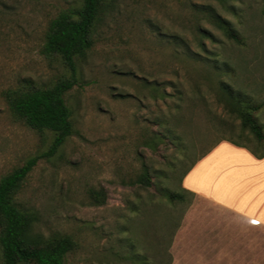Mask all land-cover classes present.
<instances>
[{
    "label": "rangeland",
    "instance_id": "374dc122",
    "mask_svg": "<svg viewBox=\"0 0 264 264\" xmlns=\"http://www.w3.org/2000/svg\"><path fill=\"white\" fill-rule=\"evenodd\" d=\"M78 2L0 0V178L38 158L19 195L39 214L36 231L76 240L66 264H264V228L182 188L186 169L218 143L247 144L229 94L264 125V0H120L77 62L65 95L74 131L48 157L51 133L15 119L3 93L70 75L41 49L49 22ZM211 11L246 44L225 38ZM200 28L215 36L204 43L217 69L176 39L198 50ZM167 129L182 140H159ZM145 172L149 186L138 183ZM102 189L106 204L95 205L90 192Z\"/></svg>",
    "mask_w": 264,
    "mask_h": 264
},
{
    "label": "trees",
    "instance_id": "16d2710c",
    "mask_svg": "<svg viewBox=\"0 0 264 264\" xmlns=\"http://www.w3.org/2000/svg\"><path fill=\"white\" fill-rule=\"evenodd\" d=\"M119 2L120 0H79L76 5L60 11L49 22L41 53L63 64L70 75L43 87L25 81L3 93L15 119L38 133H51L52 142L46 153L48 157L55 155L74 131L65 95L77 83V62L92 49L97 27L115 11ZM210 16L211 23L225 38L238 45L246 44L245 38L230 20L213 11ZM198 33V50H192L183 37L176 39L189 58L212 64L217 69L218 60L208 53L204 43V39L214 41L215 36L203 28ZM178 93L181 100L182 94ZM229 104L232 112L241 120L243 130L240 138L247 144L230 139L225 141L246 147L257 157L264 156V125L255 118L253 104L241 100L240 96L233 93L229 94ZM157 136L162 141L182 140L171 129ZM198 160L191 163L183 177ZM37 162L38 158H30L0 178V264H66L68 255L77 249L76 240L69 234L54 233L46 236L36 231L39 222L37 210L19 201L23 185ZM138 183L149 186L147 172L140 176ZM183 191L190 193L184 188ZM168 197L171 202L184 200L181 193L171 192ZM90 198L95 205L106 204L103 189L92 190Z\"/></svg>",
    "mask_w": 264,
    "mask_h": 264
},
{
    "label": "crops",
    "instance_id": "0c3cea01",
    "mask_svg": "<svg viewBox=\"0 0 264 264\" xmlns=\"http://www.w3.org/2000/svg\"><path fill=\"white\" fill-rule=\"evenodd\" d=\"M182 187L246 223L254 221L264 228V156L220 142L187 172Z\"/></svg>",
    "mask_w": 264,
    "mask_h": 264
}]
</instances>
